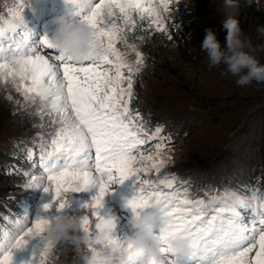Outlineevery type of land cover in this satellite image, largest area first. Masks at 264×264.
<instances>
[{
  "label": "rangeland",
  "instance_id": "rangeland-1",
  "mask_svg": "<svg viewBox=\"0 0 264 264\" xmlns=\"http://www.w3.org/2000/svg\"><path fill=\"white\" fill-rule=\"evenodd\" d=\"M179 1L170 0L166 13L169 16L174 14L173 22H185L189 27L191 57L183 58L181 48L175 42L161 37V33L166 31L158 30L155 23L150 24L152 17L145 15L148 26L152 27L153 32L158 31L160 38L153 46L154 52H146L145 43L133 38V21L125 23L120 18L117 22V26L122 29L115 47L125 65L121 68L125 76L123 86L127 85L128 76H131L132 83V95L126 97L129 115L136 117L139 113L134 123L144 128L141 136L146 142L139 146L140 150L145 156L162 159L161 175L166 181L173 182V188L160 185L161 190L179 191L186 198L202 200L210 207H228L225 201L229 199L230 191L218 183L231 179L227 173L230 167L228 157H233L237 152V166L252 162L255 169L261 164L264 167V145L261 146L264 83L254 81L245 87L237 85V77L226 73L225 65L209 67L207 54L200 44L205 38V30L211 28L214 21L219 42L220 34L226 40L227 33L222 22L229 16L239 17L243 38L249 45L246 51L264 64V33L258 31L264 27V0H236L237 7H226L224 0H183L188 6L174 7ZM67 14L65 0H0V26L6 30L13 21L23 23L36 34V37L28 38L29 43L45 35L53 40L59 28L55 23L56 18ZM168 21L167 17L162 16L163 29ZM5 35H8L7 31ZM25 35H28L27 31ZM40 51L52 62L60 63L53 59L57 55L55 50L41 46ZM103 68L114 73L113 65H104ZM61 118V113L42 104L38 98L23 95L11 81H0V144L19 146L25 154L30 155L26 160L32 172L27 176L37 177L36 180L24 181L22 185L24 190L36 194L32 197L33 207L26 209L27 214L10 212V216L21 218V221H14L19 226L6 227V231L0 233V240L10 238L20 230V226L34 221L38 215L52 220L59 215L82 217L88 214L91 223H96L97 219L91 216L92 209H84V205L89 204L97 194L96 189L74 194L68 192L64 194L70 197L67 209L62 213L55 210L45 213L43 205L52 202L54 194L51 193L54 188L48 185L50 193L46 194L42 189L32 187L41 183L40 176L46 175L40 166L41 156L51 150L50 140L55 138ZM188 128V133L182 135ZM249 132L252 137H247ZM152 136L155 138L151 139ZM158 144L163 145L161 150L157 149ZM141 163L150 168L143 179L157 181L160 178L155 169L150 167L151 162L145 160ZM93 175L98 176L99 173L93 171ZM204 176H210V179L196 184V180L200 181ZM9 182L0 178V193ZM135 191L132 180L116 186L114 194L105 197L104 206L99 210L102 217L118 218L114 234L118 238H128L135 234L131 223L133 214L126 207V201L133 197ZM56 203L54 201L53 207ZM252 205L250 214L257 219L260 213H264V204L262 207L255 202ZM93 231H96L94 225ZM70 235L78 233L71 232ZM43 246L42 239L38 237L29 241L23 249L14 250L13 264H36L34 257L39 255ZM75 255V245L65 241L53 243L40 264H72Z\"/></svg>",
  "mask_w": 264,
  "mask_h": 264
},
{
  "label": "snow or ice",
  "instance_id": "snow-or-ice-1",
  "mask_svg": "<svg viewBox=\"0 0 264 264\" xmlns=\"http://www.w3.org/2000/svg\"><path fill=\"white\" fill-rule=\"evenodd\" d=\"M169 3L170 0H65L68 13L75 16L74 23L89 24L107 50L104 56L90 59L86 66L60 54L46 35L29 43L28 38L36 34L19 21L10 23L6 30L0 26V81H11L26 97L38 98L62 114L55 138L50 140L51 150L41 156L40 166L46 175L40 176L41 183L32 187L47 194L48 185L53 186L52 202L43 205L45 213L52 210L62 213L67 209L70 197L64 194L68 192L96 189L97 194L84 209L91 208V216L98 219L105 197L114 194L116 186L132 180L136 191L126 201L132 220L144 210L159 208L163 212L157 233L163 242L166 264H264V213L257 219H249L237 207H210L202 200L186 198L179 191L161 190L160 185L173 188V182L161 175L163 160L145 156L139 148L146 142L141 136L144 128L134 123L139 113L136 117L129 115L126 97L132 95V83L128 76L127 85L123 86L125 76L121 68L125 65L115 47L122 31L117 22L120 18L125 23L131 22L135 12L142 19L145 15L152 17L150 24L164 30L161 20ZM41 46L55 50L57 55L53 59L60 63L42 54ZM104 65H113L114 73L104 69ZM156 147L161 150L163 145ZM145 160L151 162L150 167L160 177L157 181L143 179L150 170L141 163ZM93 171L99 175H93ZM30 179L37 177L32 175ZM54 201L58 202L55 207ZM79 218L82 227L78 235L95 234V223H91L89 215ZM51 221L38 215L34 221L20 226L10 238L0 240V264H13V251L23 249L38 237L44 246L34 260L40 264L53 247L46 234ZM127 239L114 235L110 244ZM179 239L191 242L189 255L173 247ZM145 255L144 251L126 244L118 261L142 264Z\"/></svg>",
  "mask_w": 264,
  "mask_h": 264
},
{
  "label": "clouds",
  "instance_id": "clouds-1",
  "mask_svg": "<svg viewBox=\"0 0 264 264\" xmlns=\"http://www.w3.org/2000/svg\"><path fill=\"white\" fill-rule=\"evenodd\" d=\"M226 7H237L236 0H224ZM251 5V2H249ZM75 16L67 14L56 18L59 26L53 42L60 54L71 57L74 62L85 63L90 59H98L106 54L105 46L96 38L95 30L86 22L74 23ZM226 31V47L222 46L214 29H206V35L200 47L206 52L209 67L226 66V73L237 77L236 83L241 87L254 81L264 83V64H261L246 48L249 47L243 38L240 21L235 16H229L222 22ZM258 31L264 33V27ZM228 207L244 208L248 206V198L231 192L225 201ZM163 219L159 208L144 210L132 220L135 234L126 241L110 242L117 230L118 218L100 216L95 223V236L85 234L70 235L78 232L82 225L75 215H59L52 219L46 227L47 239L53 243L69 242L76 247V255L72 264H118V257L126 244L146 253L142 264H166L162 252V240L157 233V225ZM110 244V246H108ZM173 247L183 255L191 253V242L179 239Z\"/></svg>",
  "mask_w": 264,
  "mask_h": 264
},
{
  "label": "trees",
  "instance_id": "trees-1",
  "mask_svg": "<svg viewBox=\"0 0 264 264\" xmlns=\"http://www.w3.org/2000/svg\"><path fill=\"white\" fill-rule=\"evenodd\" d=\"M242 1V0H238ZM184 5L188 6L183 0H180L178 4H174V7L180 6L183 7ZM174 14H167L166 12L163 13V16L167 17L169 21L164 29L166 32L161 33V37L170 39L176 43L178 48H181L180 53L182 54L183 58L191 57L192 53L189 51L190 47V34H188V28L185 24L177 22H173L172 20ZM264 15V14H263ZM239 19V17H237ZM133 30L131 34L135 40H142L141 43H145V50L146 52L152 51L154 52V44H157V41L160 39L158 37V31L152 30V27L148 26L147 22L145 21V17L142 19L140 18L138 13H133ZM182 22V21H181ZM216 21L213 22L212 29L215 30ZM195 26V25H194ZM187 31V32H186ZM216 34L218 31H216ZM226 33V31H225ZM221 39V45L226 47V40L225 37L219 36ZM158 49H162L159 47ZM260 63L262 62L259 60ZM264 121V119H263ZM264 123V122H263ZM264 127V125H263ZM188 129L184 130L182 135L188 133ZM181 134V133H180ZM264 128L262 132V140L261 146L264 145ZM252 137L251 132L247 137ZM181 138V137H179ZM183 138V136H182ZM253 139V138H248ZM239 141V140H236ZM235 141V142H236ZM242 141H246L242 139ZM260 146V148H261ZM236 154L230 155L228 157V167L227 173L230 175L231 179L228 182H218L228 188L231 192H237L245 197L248 198V206L244 208H238L241 213L249 219H256L255 215H251L250 209H253V203L259 204L262 207L264 204V167L261 164L258 168H254L255 164L252 165V162L242 164V167L237 166L236 164ZM27 155L23 152L22 148L19 146H11L6 144H0V178L9 180V184L4 185V190L0 193L3 195L0 197V233L6 231V227L11 225L19 226L18 223L14 221H21V218H15L9 215V213L19 212V214H27L25 212L28 207H33L34 203H32V197L36 194L33 192H29L24 190L22 185L27 181L29 176L28 173L31 174L32 168L28 167V161L26 160ZM32 159L35 156H31ZM235 171H232L233 169ZM216 174V173H215ZM223 174V176H225ZM205 179V180H204ZM210 176H204L200 181L196 180V184L200 183L201 181H208ZM207 183V182H206ZM252 203V204H251ZM264 210V206L262 207Z\"/></svg>",
  "mask_w": 264,
  "mask_h": 264
}]
</instances>
